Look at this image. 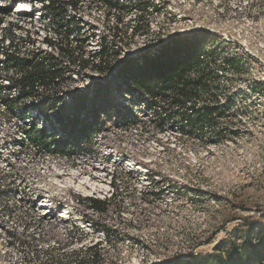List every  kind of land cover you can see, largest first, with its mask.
Returning a JSON list of instances; mask_svg holds the SVG:
<instances>
[{
    "label": "built area",
    "instance_id": "2783aa9c",
    "mask_svg": "<svg viewBox=\"0 0 264 264\" xmlns=\"http://www.w3.org/2000/svg\"><path fill=\"white\" fill-rule=\"evenodd\" d=\"M133 1L139 2L138 6L119 12L110 10L104 0H0V207L6 197L11 203L3 205L5 212L13 215L21 208L27 219L25 223L21 220L23 225L43 227L31 236L7 227L5 241L14 245L0 249V264L36 263L37 247L25 252L15 244L28 236L47 242L44 250L49 257L59 253L63 258L94 259L114 237L115 205L116 216L128 221L125 209L134 174L130 169L119 172L113 151L100 153L96 143L104 139L102 120L117 117L127 126L144 122L145 114L150 113L146 101L127 89L117 70L127 59L126 46L136 38L152 36L156 27L151 18L166 0ZM184 1L185 10L178 5L169 10L177 18H188L187 26L182 25L177 34L166 39L153 38L154 44L149 40L147 49L135 55L137 61H142L148 50L155 56L173 38L187 32L222 33V4L227 0ZM263 3L242 0L237 11L258 25L264 18ZM53 5L63 11V25L53 13ZM84 8H89L88 13ZM93 8L105 12L103 30L88 18ZM36 23L40 27L34 30ZM65 33H69L68 39ZM35 54L57 57L61 73L46 82L35 80L28 74L31 66L24 67L9 57L34 60ZM108 65L111 68L104 72L101 67ZM118 78L121 85L115 83ZM113 95L128 100L131 109L143 108V114L124 113L121 108H126L113 101ZM98 97L109 99V113L98 109ZM139 172L142 180L152 185L141 189L143 195H158L160 191L153 186L160 184L159 172ZM61 243L73 244L62 249Z\"/></svg>",
    "mask_w": 264,
    "mask_h": 264
},
{
    "label": "rangeland",
    "instance_id": "374dc122",
    "mask_svg": "<svg viewBox=\"0 0 264 264\" xmlns=\"http://www.w3.org/2000/svg\"><path fill=\"white\" fill-rule=\"evenodd\" d=\"M241 2L227 0L222 4V33L200 29L182 35L203 37L204 49L216 51L211 65L212 88L204 91L199 102L227 108L215 126L205 124L184 131L175 123L159 128L149 112L144 122L127 126L117 117L100 119L104 139L96 143L99 152L113 151L117 170L130 169L134 174L125 209L128 221L116 216L115 205L114 237L103 254L94 259L63 258L59 253L49 257L44 250L47 242L28 239L34 230L43 231L42 225H23L21 220L25 223L27 219L21 208L13 215L5 212L4 206L11 203L6 197L0 207V249L11 247L4 231L13 226L29 233L15 244L25 252L39 249L34 264H165L193 256L228 255L237 248L262 253L260 262L246 260L247 264H264V18L258 25L251 22L250 16L237 11ZM176 3L166 0L161 11L153 15L156 28L151 37L136 38L126 46L127 59L117 72L124 63L137 61L135 55L147 49L149 40L166 39L177 34L182 25L187 26L188 18H177L169 10L176 5L185 10L187 3ZM88 18L95 20L98 29L105 27L103 9H91ZM38 24H33L34 30ZM152 51L148 50V55L153 56ZM225 57L234 60L225 66ZM120 58L126 57L122 54ZM115 83L121 85V79ZM111 99L126 108H121L124 113L133 110L143 114V108L131 109L126 99L114 95ZM145 169L159 172L161 178L159 186H153L160 191L154 197L141 191L152 186L142 180L139 171ZM72 244L61 243V248Z\"/></svg>",
    "mask_w": 264,
    "mask_h": 264
},
{
    "label": "trees",
    "instance_id": "16d2710c",
    "mask_svg": "<svg viewBox=\"0 0 264 264\" xmlns=\"http://www.w3.org/2000/svg\"><path fill=\"white\" fill-rule=\"evenodd\" d=\"M110 10L123 12L139 2L133 0H104ZM55 17L63 25V11L60 7L52 6ZM204 36V35H202ZM69 33L64 34L68 39ZM67 53L71 49L63 48ZM215 50L204 49V39L198 35L177 36L163 46L155 56L145 55L142 61H130L123 64L119 71L124 79L127 89L137 93L146 101V107L154 120L163 128L165 125L178 123L182 130L194 128L199 125L215 126L219 116H223L227 108L218 105H201L200 99L204 91L212 88L213 69L212 62L215 59ZM10 61L20 63L22 66H31L28 74L35 80H47L61 73L57 68L60 61L54 55L39 57L35 54L34 60H20L11 57ZM225 66L232 63L233 58L225 57ZM20 60V61H19ZM111 66L102 70L108 71ZM104 97L96 98L98 109L102 108L108 112L109 103ZM217 103V102H216ZM109 113V112H108ZM228 255H206L201 257L193 256L192 259L183 261L177 260L165 264H247L260 262L262 253L257 250L231 249ZM247 260V261H246Z\"/></svg>",
    "mask_w": 264,
    "mask_h": 264
}]
</instances>
